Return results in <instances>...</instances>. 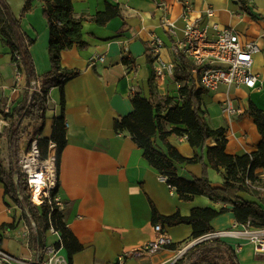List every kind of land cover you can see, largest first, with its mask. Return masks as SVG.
I'll return each instance as SVG.
<instances>
[{"label": "crops", "instance_id": "1", "mask_svg": "<svg viewBox=\"0 0 264 264\" xmlns=\"http://www.w3.org/2000/svg\"><path fill=\"white\" fill-rule=\"evenodd\" d=\"M5 1L12 14L19 18L25 0ZM71 1L73 16L82 23V40L86 46H74L61 53V66L67 70H77L79 74L67 80L62 91L58 87L49 90L43 112L44 128L40 135V138L50 139L54 121L63 118L66 145L59 161L57 193L63 205L65 224L83 248L73 255L71 264H172L178 251L193 241L189 225H163L170 245L153 254L127 257L154 238L152 208L162 217L176 213L188 217L193 209L224 210L211 222L216 232L228 230L237 222L233 213V199L196 195L189 201H180L176 191L161 181L162 176L149 166L132 137L127 132L114 131V121L132 113L131 99L135 94L151 99L159 106H164L167 98L181 105L178 91L182 84L175 80V74H156L157 65L149 41L153 35L158 36L164 42L161 59L166 63L173 61L170 46L173 40L182 37L181 17L186 3L192 5L191 18L202 17L205 22H217L221 27L234 28L242 42L255 41L261 48H264V21L251 19L235 0ZM106 1L119 8L120 17L100 27L93 22V18L104 9ZM246 1L248 9L255 16L264 17V4L260 0ZM208 9L214 13L209 19L204 14ZM42 12V5L35 3L32 12L20 19L21 32L33 42L29 52L37 78L50 70L49 31ZM165 21L175 25V37L168 35ZM94 56L104 59L92 64L90 59ZM123 59H128L131 65L123 64ZM149 59L151 64L148 63ZM260 62L256 58L253 68L261 77L257 90L220 87L215 92H208L201 89L191 76L196 90H202L205 120L212 130L224 131L222 138L226 140L225 153L229 156L256 153L261 142L257 128L247 113L250 102L264 111V60L263 64ZM133 64L135 67H132ZM179 68L180 64L177 70ZM17 71L12 54L0 36V160L6 169L9 168L10 152L8 139L2 133L9 119H5L2 113L5 110L11 113L25 104L29 105L31 98L25 77L21 75L20 80L16 79ZM152 73L155 78L152 86H149ZM228 98L234 108L243 112L242 116L222 113L223 103ZM163 109L161 107V117L165 115ZM39 124V120H22L20 154L25 151L24 128L29 127L27 132L30 139ZM176 127L185 130L183 125L169 124L165 125V130ZM182 136L172 134L167 137V142L182 157H196L197 161L175 165L177 176L187 182L201 180L205 176L211 188L224 189L225 171L205 166V150L214 147L216 141L208 140L204 146L192 148ZM152 142L156 150L166 152L158 135L152 138ZM254 179L257 186L250 181L249 186L253 188L246 185L258 195L251 191L239 192L236 199L254 203L264 212V169L256 170ZM8 224L15 227L0 232V247L14 256L36 259V228L30 223L35 232H29L22 219V211L4 195V186L0 182V225ZM51 238L54 240L48 243L47 240ZM58 240L48 231L41 238L44 246L53 245ZM220 241L231 247L238 264H264V258L255 255L249 242L234 238Z\"/></svg>", "mask_w": 264, "mask_h": 264}, {"label": "trees", "instance_id": "2", "mask_svg": "<svg viewBox=\"0 0 264 264\" xmlns=\"http://www.w3.org/2000/svg\"><path fill=\"white\" fill-rule=\"evenodd\" d=\"M235 2L251 19L264 21V17H257L248 9L246 0H235ZM35 3L42 5V15L49 31L50 70L40 78L35 75L34 64L29 52L33 42L26 38L20 29V19L32 12ZM117 17H120L119 8L106 1L104 9L96 13L93 22L104 27ZM0 36L12 57L14 55L19 56L18 60L13 58V62L16 64L19 73L25 77L27 87L34 80H39L42 83L41 94L32 95L29 105L25 104L11 113H2L5 119H9L2 135L8 139L10 152L8 169L2 165L0 160V182L4 186V195L22 211V219L25 222L34 224L37 232L35 239L37 243L35 247L38 250L37 257L46 247L41 238L45 237L46 231L52 225L60 234L59 240L53 245L66 252L71 264L73 255L81 252L82 246L67 228L62 211L59 212L56 208L52 210L46 202L41 206L30 203L27 182L25 177L18 172L17 160L20 155L19 142L22 136L20 130L22 120L28 118L32 121H40L39 126L33 130L28 141L27 150H29L32 141L40 136L43 131V112L49 90L58 87L62 91L63 84L79 74L77 70L63 68L60 61L63 51L74 46L78 48L86 46L82 40V23L73 16L71 0H25L19 18L12 14L5 0H0ZM122 63L131 65L128 59H123ZM148 63L151 64L150 59ZM132 67H135L134 64ZM179 69L175 72L174 77L177 82L182 84L178 91L181 105L174 103L171 98L165 99L164 106L160 105L165 110V115L161 117L162 110L159 105H156L151 99L135 94L131 99L132 113L116 119L114 131L127 132L132 137L135 144L142 150L143 157L149 166L166 178L168 184L175 189L180 201H189L196 195L231 198L234 205V218L238 223L246 224L248 222L252 227L264 228V212L260 207L254 203L236 199L237 193L251 191L247 187L246 181L256 185L254 172L258 169H264V113L251 102L249 103L247 113L252 118L261 137L257 152L251 155H227L225 153L226 140L222 138L224 131L222 129L212 130L205 120L201 102L202 90H196L190 75L192 65L188 61L182 60ZM154 78L155 75L152 73L148 82L149 86H152ZM61 105H63L62 92ZM166 124L183 125L185 130L181 131L176 127L166 131ZM172 134L186 135L192 148L202 147L208 140L216 141L214 147H207L205 150V166L216 171L220 169L225 171L224 189L211 188L205 176L194 182H187L177 176L175 165L194 163L197 158L186 159L171 147L167 142V137ZM156 135L164 144L166 152L154 148L152 138ZM49 142L56 145V170L58 174L60 156L66 145V128L62 117L54 121L50 139L40 138L37 140V148L43 157L47 156ZM251 192L257 194L256 191ZM223 212L224 210L215 211L209 208L193 209L188 217H181L178 213L169 217H162L152 208V223H160L167 227L189 225L192 228L191 239L196 240L203 235L214 232L211 222ZM14 227L12 224L0 225V232L14 229ZM172 249L175 250V248ZM174 264L238 263L231 247L218 239H214L193 246Z\"/></svg>", "mask_w": 264, "mask_h": 264}, {"label": "built area", "instance_id": "3", "mask_svg": "<svg viewBox=\"0 0 264 264\" xmlns=\"http://www.w3.org/2000/svg\"><path fill=\"white\" fill-rule=\"evenodd\" d=\"M191 11L192 5L186 3L181 17L183 21L182 37L173 40L170 46L172 62L166 63L161 59L160 53L164 42L156 35L151 37L149 47L157 65L156 74L174 75L181 61L186 60L192 65L190 74L194 82L197 80V85L205 91L215 92L220 87L244 88L250 91L259 89L261 77L253 69L254 56L260 52L257 42H242L239 33L234 28L221 27L217 22H205L202 17L193 19L190 16ZM204 14L207 19L214 16L211 9L206 10ZM164 26L169 36H176V27L173 23L165 21ZM211 31H213V35H211ZM13 58L18 60L19 56L14 55ZM103 59L102 56H94L90 59V63L102 62ZM14 66L16 67L15 63ZM20 78L21 74L17 71L16 79L20 80ZM41 85L40 81H32L28 88L30 96L40 95ZM5 113L7 114L8 110H5ZM222 113L226 116L243 115L242 111L232 106L229 98L223 103ZM38 139L40 136L32 141L29 150L19 155L18 172L26 179L30 203L41 206L46 202L52 210L56 208L61 212L63 205L56 193L59 186L56 170V145L49 142L47 156L43 157L37 148ZM182 139L187 140V136L183 135ZM160 180L168 184L165 177H161ZM246 184L251 185L249 181H246ZM168 187L175 190L169 184ZM152 229L154 238L127 257L153 254L170 245V239L162 224H153ZM48 232L60 237L59 232L52 225ZM227 238L249 242L253 245L255 255L264 258V228L252 227L248 222L246 224L234 222L228 230L208 233L183 246L172 264L199 243ZM0 264H70V262L62 248L49 245L39 253L36 259L17 257L0 247Z\"/></svg>", "mask_w": 264, "mask_h": 264}, {"label": "rangeland", "instance_id": "4", "mask_svg": "<svg viewBox=\"0 0 264 264\" xmlns=\"http://www.w3.org/2000/svg\"><path fill=\"white\" fill-rule=\"evenodd\" d=\"M260 3L261 4H264V0H260ZM241 27H244V24H241L240 25ZM260 46V45H259ZM260 48V52L258 53V54H256L255 56H254V59L256 60V58L258 59H260V64L263 62V60H264V48H261V47H259ZM258 56V57H257ZM263 64V63H262ZM262 67V66H261ZM28 128L29 127H25L24 128V131H23V135H24V138H23V144H24V148H25V151H27V144H28V141H29V134L30 133H28L27 132V130H28ZM27 216L29 217V214H27ZM26 223V225H27V227H28V229H29V232H32V233H34L35 232V229H34V227L30 224V223H27V222H25ZM54 240V238H51V239H48L47 240V242L48 243H51L52 241ZM183 257V256H182Z\"/></svg>", "mask_w": 264, "mask_h": 264}]
</instances>
